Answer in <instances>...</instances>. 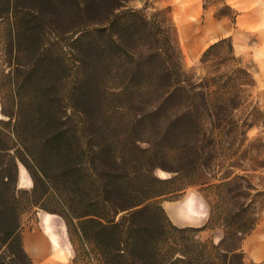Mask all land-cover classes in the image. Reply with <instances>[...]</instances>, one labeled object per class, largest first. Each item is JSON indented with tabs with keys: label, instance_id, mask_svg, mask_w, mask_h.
I'll return each mask as SVG.
<instances>
[{
	"label": "trees",
	"instance_id": "trees-1",
	"mask_svg": "<svg viewBox=\"0 0 264 264\" xmlns=\"http://www.w3.org/2000/svg\"><path fill=\"white\" fill-rule=\"evenodd\" d=\"M133 1L0 0V55L15 72L9 85L0 75L7 117L0 121H17L22 148L12 153L0 130V264H34L22 241L29 204L61 216L68 234L74 226L101 264H245L241 240L257 219L244 216L251 203L238 200L226 175L241 167L228 161L231 143L215 132L247 125L236 116L252 75L230 37L203 51V75L186 70L163 9L148 14L147 0L141 7ZM70 33L77 35L70 40ZM69 51L78 68L73 85L66 83ZM146 132L159 134L151 140ZM17 161L33 180L30 192L17 186ZM155 168L174 172L185 186L223 188L227 231L218 243L181 236L182 253L170 257L177 249L166 244L172 230L201 228L178 227L168 217L159 198L170 180ZM241 170L232 178L247 176ZM38 186L54 191L59 209L33 198ZM258 193L264 209V190ZM238 234L240 244L227 246Z\"/></svg>",
	"mask_w": 264,
	"mask_h": 264
},
{
	"label": "rangeland",
	"instance_id": "rangeland-1",
	"mask_svg": "<svg viewBox=\"0 0 264 264\" xmlns=\"http://www.w3.org/2000/svg\"><path fill=\"white\" fill-rule=\"evenodd\" d=\"M149 6L146 8V12L149 14L154 10L163 9L164 14H166L169 18L170 24L174 29V34L176 38V43L178 45L180 51V58L182 65L186 70H190L195 72L197 75H203V68L199 61L201 54L203 51L209 46L210 42L214 39V36H209V32L212 31L213 25L208 20L204 19V12L206 10H214L215 17H221L223 15L232 17L233 11L228 8L222 0H147ZM132 6L141 7L142 1L136 0L130 3ZM213 5V6H212ZM77 33H70V40L74 38ZM202 39V41H201ZM200 45V47L196 50L195 46ZM236 52V51H235ZM237 54V53H236ZM241 63L249 69L252 78L253 84L245 88V93L247 95V104L245 107H242L240 111H238L236 120H245V124L242 125V129L239 132H215L223 136L225 140H229L231 143V149H229L228 153V161L231 162L233 160H237V165L241 168H235L232 170H227L226 175H230L231 177V185L232 187H237L236 191L241 193L238 200L244 203H251L250 208L245 213V217L248 221L255 217L257 220L259 219L262 211L264 209L261 208V204L259 202L260 195L259 191L264 190V167H259V163L264 161V74L257 73L254 68V63L249 59L245 58L239 54ZM69 60L68 66H71V77H67L66 83L68 85H73L75 76L77 74V63L74 61V55L69 51ZM6 74V85L11 83L13 79L12 68H9L3 62V57L0 55V75ZM9 81V82H7ZM6 87V86H5ZM95 120V118L93 117ZM3 120H7V117L3 116ZM26 120V119H25ZM28 121V120H26ZM97 121V120H96ZM100 122V117L99 121ZM17 121L14 119L10 121V123H2L0 121V130L5 135L6 142L11 145V152L18 154L20 150H22L20 145V136L16 131H14V127ZM24 123V120H23ZM22 123V124H23ZM91 124V123H89ZM100 124V123H99ZM250 124V125H249ZM87 125H83L82 123L78 126V129L81 132H87ZM38 132V131H37ZM106 132H118L114 129H110ZM21 136L23 135L22 132ZM147 136L152 139H155V136L159 134V132H146ZM228 142V143H229ZM170 144L174 145L175 140L171 139ZM139 145L146 146V143L139 142ZM176 150H170L171 158H175ZM264 163V162H262ZM18 166V174H17V186L20 190H28L29 192L33 188V180L24 166V164L20 161H17ZM247 169L246 175L244 178H237L236 176L232 178L233 174L240 173L244 174L241 169ZM232 171V172H231ZM155 174L164 180H170L163 187L165 189V194L159 198V202L165 209L166 214L168 212L171 213L172 217H174L175 213H180L181 223H187L191 225H184L178 227H198L201 228L198 232L193 231H185L182 233L173 232L167 235L166 244H170L175 247L176 250L170 253L171 258L179 257V253H182V249H180L179 242L181 241V236H183L186 240L191 241L195 237L199 240H208L213 241L211 237L216 235L219 237L215 243H218L225 235H226V221L224 217L226 213L224 212L225 203L222 199L224 195V190L222 188V192L219 187H211V188H203L197 185L185 186L183 182L178 180V175L174 172L164 170L162 168H155ZM219 174H216L215 183L219 182L217 178H221ZM250 186L252 188H250ZM182 191L176 192V189H181ZM197 193L199 195H206L211 203V208L209 203L206 201L208 206V219L207 221L201 222L195 220L190 214V208L188 205L179 206L176 205V201L182 199L188 194ZM204 197V196H203ZM33 198L36 199L39 203H42L43 206H47L50 208H58V203L55 201L56 197L54 191L49 189L45 193V187L38 186L35 189V193ZM201 201L202 199L199 198ZM205 199V198H204ZM206 200V199H205ZM193 203V202H192ZM220 206V207H219ZM191 207V206H190ZM198 207L196 202L193 203L192 208ZM213 210L212 217L210 218V210ZM38 213L41 214L42 223L44 227V231L47 234L48 238H50V243H46L42 246V250L44 251V256L59 259L57 257L63 256L64 259H61L59 264H101L102 259L98 256V253L94 250L91 245L85 243L82 238L81 233L75 229L74 226L70 227V233L68 234L66 225L64 220L63 227L58 221L61 217L57 215V221L50 219L47 217L46 210L39 206L28 205L26 210L21 215V225L23 229H31L34 226L36 227L38 222ZM169 217V215H168ZM170 218V217H169ZM61 222V221H59ZM201 223L203 225H198ZM204 230L203 233H200ZM239 234L236 235L233 239L227 240V246L238 245L239 242ZM174 240L177 243H174ZM166 246V245H165ZM230 258H227L229 261ZM223 261V260H221ZM225 262V261H224Z\"/></svg>",
	"mask_w": 264,
	"mask_h": 264
},
{
	"label": "crops",
	"instance_id": "crops-1",
	"mask_svg": "<svg viewBox=\"0 0 264 264\" xmlns=\"http://www.w3.org/2000/svg\"><path fill=\"white\" fill-rule=\"evenodd\" d=\"M232 11L235 12L233 18L229 16L215 17L214 10H206L204 19L212 23V31L209 36H214L210 42L223 38L230 37L237 54L249 58L254 63V68L257 73L264 74V0H222ZM213 6V5H212ZM202 41V39H201ZM209 45V44H208ZM200 45H196L197 50ZM0 119H3L0 106ZM201 198L202 201L199 199ZM196 202L198 207L192 208ZM176 205H188L191 216L201 222H206L208 219V206L202 195L191 193L176 201ZM191 206V207H190ZM168 215L172 222L178 226L191 225L181 223L180 213H175L172 217ZM47 217L57 221V215L46 213ZM59 222L63 227L61 217ZM63 223V224H62ZM203 223V224H204ZM198 223L199 226L203 225ZM41 214L38 213V222L36 227L22 230V241L24 248L32 258L34 264H59L63 256L55 258L45 257L42 246L50 243V238L44 231ZM202 230L200 233H203ZM219 237L213 235L211 239L216 242ZM241 250L244 254L245 264H264V211H262L253 229L241 240Z\"/></svg>",
	"mask_w": 264,
	"mask_h": 264
}]
</instances>
